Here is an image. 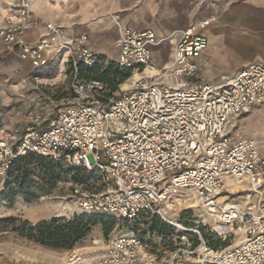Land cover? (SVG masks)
Returning a JSON list of instances; mask_svg holds the SVG:
<instances>
[{"label":"built area","instance_id":"2783aa9c","mask_svg":"<svg viewBox=\"0 0 264 264\" xmlns=\"http://www.w3.org/2000/svg\"><path fill=\"white\" fill-rule=\"evenodd\" d=\"M7 9L0 44L14 46L33 66L61 53L75 69L77 62L96 63L88 35L69 36L52 22L38 41H24L21 33L38 26L31 0H12ZM117 16L115 62L142 75L129 89L119 84L107 101L100 96L107 92L105 81L78 80L65 105L31 111L21 128L0 126V178L14 158L28 153L64 161L97 176L89 186H72L69 207L128 223L155 216L169 231L150 241L131 229L95 241L105 243L98 256L72 252L14 264H264V158L257 141L230 132L232 117L264 104V62L243 66L218 86L193 85L196 59L208 45L201 30L210 20L203 19L177 34L167 65L144 75L162 39ZM194 206L202 220L189 218ZM203 228L223 243L236 240L211 247Z\"/></svg>","mask_w":264,"mask_h":264},{"label":"crops","instance_id":"0c3cea01","mask_svg":"<svg viewBox=\"0 0 264 264\" xmlns=\"http://www.w3.org/2000/svg\"><path fill=\"white\" fill-rule=\"evenodd\" d=\"M31 9L38 26L21 33L24 41H38L46 33L45 23L52 22L61 26L69 36L88 35L86 46L103 59L116 60L119 52L118 29L112 15L117 14L120 22L129 27L153 29L162 42L154 47L144 75H153L167 65L177 34L203 19L210 20L201 30L208 45L196 59L198 73L193 85L208 83L218 86L225 76L231 77L243 66L264 62V0H31ZM4 11L3 16L8 9ZM0 24H3V17ZM7 50L19 55L14 46L0 44V52ZM151 68L156 71L148 72ZM230 132L236 138L257 141L264 158V104L232 117ZM48 210V207L40 206L31 215L24 213L23 217L35 222L59 215L53 210L48 213ZM95 241L107 240L97 236L68 251L33 246L32 256L24 259L53 260L72 252L98 256L105 243Z\"/></svg>","mask_w":264,"mask_h":264},{"label":"rangeland","instance_id":"374dc122","mask_svg":"<svg viewBox=\"0 0 264 264\" xmlns=\"http://www.w3.org/2000/svg\"><path fill=\"white\" fill-rule=\"evenodd\" d=\"M10 2L11 0H0V21L5 13L4 10L8 8ZM110 61L116 63L115 60L101 58L98 60V68L96 70L85 68L80 71L66 61V56L63 53L54 54L49 57L45 64L35 67L28 60L21 58L9 50L0 52V126H5L9 129L21 128L31 111H47L51 108L65 105L74 95L73 86L76 81L99 76ZM134 76L135 74H131L128 78L124 79L119 87L123 90L131 88L134 81L133 78H136ZM100 96L103 101H107L111 97L110 87L108 86L107 92ZM64 164L67 165V163ZM6 178L7 175L0 178V216L17 215L23 217L24 213L31 215L38 207L43 206L46 209L47 207L49 208L48 213L53 210L59 216L66 218H70L74 214L88 213L112 217L114 219L109 233L104 234L102 225L97 223L81 243L86 240L90 241L97 236L109 239L116 234L131 229L141 234L144 239H149L150 241H154V236L157 234L150 229V215H143L140 219L128 223L111 214L85 212L75 208L73 205L69 207L67 202L71 204L69 196L71 195L72 186L75 184L70 179L60 181L57 184L56 190L51 195H41L39 198L31 201H26L22 196H18L11 206H9L7 198L1 194ZM96 179L97 176L92 175L91 181L87 185L95 183ZM243 186L247 188L246 185ZM228 192H230L229 189ZM188 214L189 218L194 221L203 219L202 211L196 206ZM155 228L162 229L163 231L159 233L166 235L169 231V228L164 227L163 229L158 223L155 225ZM205 231L208 232L207 230ZM235 240L236 237L231 236L224 244L232 243ZM33 246L41 247L18 238L13 234H0V264H14L15 259H24L30 256L34 252L32 251L34 249Z\"/></svg>","mask_w":264,"mask_h":264},{"label":"trees","instance_id":"16d2710c","mask_svg":"<svg viewBox=\"0 0 264 264\" xmlns=\"http://www.w3.org/2000/svg\"><path fill=\"white\" fill-rule=\"evenodd\" d=\"M90 67H85L77 62V69L82 71L96 70L98 60ZM70 65L72 63L69 61ZM132 74L131 69H120L114 61L101 71L97 79L108 83L111 91L118 87L124 79ZM64 161H55L51 158L28 153L14 158L8 168L7 178L2 196L7 198L8 205L15 201L18 196H22L26 201L39 198L41 195H51L57 188L60 181L70 179L75 184H88L94 171L86 170L81 167H72L65 165ZM114 219L98 214L80 213L74 214L70 218L54 215L50 218L40 219L32 222L26 218L17 215L0 216V234H13L27 242L34 243L41 247L55 250L67 251L74 249L91 232L93 226L100 223L104 234L110 232ZM161 228L167 227L159 218L151 216L150 229L156 233L163 231L155 228L156 224ZM202 233L211 247L224 245L214 235L206 232L204 228Z\"/></svg>","mask_w":264,"mask_h":264},{"label":"bare ground","instance_id":"6f19581e","mask_svg":"<svg viewBox=\"0 0 264 264\" xmlns=\"http://www.w3.org/2000/svg\"><path fill=\"white\" fill-rule=\"evenodd\" d=\"M117 17H119V16H117ZM112 18H114V15L112 16ZM149 69V68H148ZM156 71V69H154V68H151L150 70H148V72H150V73H153V72H155ZM159 72V70H157V72L156 73H158ZM135 74V76L134 77H137V78H139V76H140V74L139 73H134ZM139 76H138V75ZM155 74V73H154ZM149 75H152V74H149ZM137 78H133L134 80L135 79H137ZM128 89V88H127Z\"/></svg>","mask_w":264,"mask_h":264}]
</instances>
